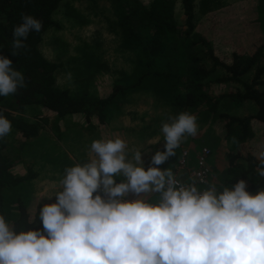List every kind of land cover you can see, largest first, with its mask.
<instances>
[{
    "label": "clouds",
    "instance_id": "9594fccd",
    "mask_svg": "<svg viewBox=\"0 0 264 264\" xmlns=\"http://www.w3.org/2000/svg\"><path fill=\"white\" fill-rule=\"evenodd\" d=\"M20 15L12 56L26 52L29 33L43 27L32 15ZM72 80L67 72L58 84L71 86ZM24 87L23 73L0 56V97ZM169 121L160 129L164 151L151 156L155 166L147 170L140 150L128 158L123 139L93 140L88 162L65 167L56 202L40 208L42 231L17 232L0 215V264H264V189L251 195L244 180L228 187L202 177L186 184L171 168L161 170L158 166L198 130L197 117L188 112ZM11 130V121L0 115V138ZM256 158L257 174L264 177V151ZM115 176L124 179L116 183ZM129 193L137 198L123 199Z\"/></svg>",
    "mask_w": 264,
    "mask_h": 264
},
{
    "label": "trees",
    "instance_id": "16d2710c",
    "mask_svg": "<svg viewBox=\"0 0 264 264\" xmlns=\"http://www.w3.org/2000/svg\"><path fill=\"white\" fill-rule=\"evenodd\" d=\"M62 1L0 0V18L7 20L6 24H0V56L12 61L13 68L25 76L26 83L15 95L0 97V115L12 124L11 132L0 138V215L14 223V230H43L39 218L43 203L30 199V183L36 175L30 168L25 176L13 174L17 163L8 153L11 133L20 135V146L24 149L45 128L46 120L31 122L21 116L31 106L40 107L58 120L79 116L90 134L98 127L107 126L125 100L137 94L153 95L179 113L199 110L205 119L218 123L221 139L233 144L225 155V168L212 183L231 187L238 180H244L245 190L251 195L264 189V177L257 174L256 156L234 152L254 139V126L264 127V42H256L251 54L235 50L225 61L216 55L213 41L205 30L201 34L198 31L201 19L207 22L208 18L210 23L218 20L216 25L225 22L207 16L222 10L224 6L218 0H152L149 4L141 0H110L120 47L135 55L133 70L116 71L105 97L93 95L88 89L87 77L82 75L78 92L71 93L56 85L55 71L59 66L39 51L44 34L52 28L58 29L53 15ZM21 13L40 20L43 27L39 33H29L26 52L22 50L20 55L12 56L13 27L21 22ZM70 15L78 18L73 11ZM88 61L84 58L81 63ZM228 83L237 85L234 92L216 97L209 94L213 86ZM245 103L253 106V113L248 116L221 112L228 106L236 109ZM54 130L58 132L57 127ZM52 161L62 162V157L55 156ZM33 216L34 223L29 224Z\"/></svg>",
    "mask_w": 264,
    "mask_h": 264
},
{
    "label": "rangeland",
    "instance_id": "374dc122",
    "mask_svg": "<svg viewBox=\"0 0 264 264\" xmlns=\"http://www.w3.org/2000/svg\"><path fill=\"white\" fill-rule=\"evenodd\" d=\"M141 1L149 4L152 0ZM218 2L224 6L222 10L207 16L224 19L225 24L216 25L218 20L210 23L208 18L207 22L201 19L199 33L205 30L208 38L213 41V50L222 60L228 61L235 50L241 49V52L245 51L246 54L253 53L255 43L264 42L262 13L264 0H218ZM72 11L78 18L70 15ZM53 20L58 29L52 28L44 34L39 51L44 58L59 66L55 71L56 85L59 88L68 89L71 93L78 92L82 75L87 77L88 89L93 95L105 97L114 82L113 74L116 71L130 73L133 70L135 55L123 51L120 47L119 30L110 0H63L55 11ZM84 58L89 61L83 64L81 61ZM67 72L72 73V85L58 84V80ZM236 87V84H218L210 89L209 94L216 97L226 92H234ZM231 107L228 106L221 112H227L228 115L237 114L239 117L253 113V106L249 103L236 109ZM177 114L179 112L153 95L137 94L125 100L121 110L111 117L107 126L98 127L90 134L86 132L85 124L79 116H68L58 120L40 107H28L21 116L31 122L46 120L47 123L39 132L37 140L29 141L24 149L20 146L22 140L18 133L13 132L9 135L8 153L14 157L13 162L17 163L12 172L17 176H25L29 167L33 172H40L41 182H38L39 177L30 183L32 193L30 199L45 198L51 201L50 203H55V195L51 196L49 191L56 192L59 185L54 182L52 189L51 181L48 185L44 178L50 179L56 174L55 178L59 180L65 167L88 162L89 146L93 140L119 137L127 143L129 159L134 151L140 150L143 161L141 166L145 170L149 166H155L150 165L151 156L157 151H164L165 141L160 131L161 125L170 122L169 117ZM190 114L197 117V135L184 139L175 150L176 155L158 167L161 170L171 168L175 173L184 151L188 152V159L193 163L198 152L206 147L211 153L208 163L212 183L216 175L225 168V155L232 149L233 144L221 139V127L214 123V120L205 119L199 110ZM55 127L58 128V132L54 130ZM257 127L254 126V139L234 152L249 153L257 157L259 152L264 151V127ZM55 156L62 157V162L54 161L60 165L48 166L45 161H52ZM19 158L22 159L18 161ZM66 159L70 162L69 165L64 161ZM123 179L122 176L114 177L115 182H121ZM130 196L132 199L137 198L134 194ZM155 199L153 195L150 202H155Z\"/></svg>",
    "mask_w": 264,
    "mask_h": 264
},
{
    "label": "built area",
    "instance_id": "2783aa9c",
    "mask_svg": "<svg viewBox=\"0 0 264 264\" xmlns=\"http://www.w3.org/2000/svg\"><path fill=\"white\" fill-rule=\"evenodd\" d=\"M211 156L210 150L208 148H202L195 157L193 166L190 165L188 159V152L184 151L181 155L180 160L177 163V167L174 175L178 180L183 183H191L192 180L199 181L202 177L205 181L210 183V166L208 159ZM119 183V182H116ZM197 187L203 189L206 187L205 184L197 183ZM103 195L102 193H100ZM131 193L128 196L124 197L125 200H132Z\"/></svg>",
    "mask_w": 264,
    "mask_h": 264
},
{
    "label": "crops",
    "instance_id": "0c3cea01",
    "mask_svg": "<svg viewBox=\"0 0 264 264\" xmlns=\"http://www.w3.org/2000/svg\"><path fill=\"white\" fill-rule=\"evenodd\" d=\"M64 161H67V159L66 160H64ZM47 164H48V166H49V164L53 167H56V166H58V165H60V164H56V163H54L53 161H45ZM190 162V161H189ZM69 161H67L66 162V164L67 165H69ZM190 165H192L193 166V164L194 163H189ZM30 168V167H29ZM39 169V168H38ZM32 172H33V170H31ZM14 174V173H13ZM33 174H35L36 175V178H39L40 177V179L38 180V182H41V173L40 172H33ZM16 175V174H15ZM18 176H22V175H18ZM55 177H57V175L56 174H53V178H44V180L45 181H48V185H50V182L49 181H51V186H52V189H54L53 188V185H54V182H56V183H58V179L57 178H55ZM49 187V186H48ZM56 188H58V186L56 187ZM55 188V189H56ZM54 193H55V190H50L49 191V194H51V195H54ZM49 194H45V196H48ZM36 197V196H35ZM47 199H49V198H47ZM34 201H36V202H41V203H43V204H45V203H50L51 201H48V200H46L45 198H41V199H39V200H34Z\"/></svg>",
    "mask_w": 264,
    "mask_h": 264
}]
</instances>
